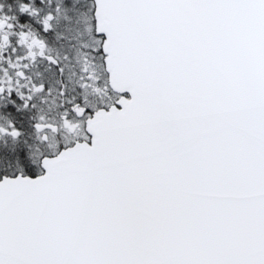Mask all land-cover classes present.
Instances as JSON below:
<instances>
[{"label": "snow or ice", "instance_id": "1", "mask_svg": "<svg viewBox=\"0 0 264 264\" xmlns=\"http://www.w3.org/2000/svg\"><path fill=\"white\" fill-rule=\"evenodd\" d=\"M0 264H264V0H0Z\"/></svg>", "mask_w": 264, "mask_h": 264}]
</instances>
